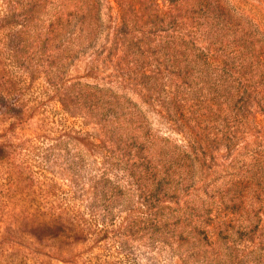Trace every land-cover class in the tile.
Instances as JSON below:
<instances>
[{"label": "rangeland", "instance_id": "rangeland-1", "mask_svg": "<svg viewBox=\"0 0 264 264\" xmlns=\"http://www.w3.org/2000/svg\"><path fill=\"white\" fill-rule=\"evenodd\" d=\"M80 1L0 0V264H262V112L233 104L218 78L139 80L159 39L144 37L143 0H95L92 40L74 13ZM225 1L264 36V0ZM145 6L153 20V2ZM68 21L64 39L58 24ZM87 66L97 70L83 76ZM78 81L141 111L139 147L99 141L93 116L78 113L87 107L64 109ZM189 130L206 153V204L227 228L213 247L173 224L190 194L161 202L153 178L152 154L184 144Z\"/></svg>", "mask_w": 264, "mask_h": 264}, {"label": "trees", "instance_id": "trees-1", "mask_svg": "<svg viewBox=\"0 0 264 264\" xmlns=\"http://www.w3.org/2000/svg\"><path fill=\"white\" fill-rule=\"evenodd\" d=\"M146 2H153L155 7L153 20H150ZM143 3L145 27L142 30L147 33L144 37L157 35L159 39L154 63L148 61L139 73L135 72L139 80L150 78L152 74L161 80L167 75L188 83L194 79L209 81L218 78L233 104L241 108L246 103H253L264 115V36L238 19L225 0H143ZM75 7L81 33L92 40L96 33L98 3L81 0ZM70 25L71 21L58 24V34L65 35L64 39L71 36ZM95 69L97 66H87L83 76H89ZM77 83L80 85L77 95L71 98L69 87L64 93V109L74 113L77 106L87 107V111L80 109L78 113L93 116L98 126L94 136L96 139L102 137L99 141H110L125 147L128 140L134 148L139 147L140 128L135 122L138 119L142 121L141 111L128 108L126 103H131L108 88L80 81ZM127 113L131 118L130 126ZM182 132L186 139L184 144L175 146L173 151L163 146L158 153L152 154L154 159L158 157L160 163L152 168L153 178L161 193V202L168 195L178 203L181 190L190 194L188 204L180 207L173 216V224L178 225L177 228L187 226L194 237L198 236V246L213 247L227 228L222 221L214 220L211 208L206 204V197L211 195L209 182L202 173L206 156L202 141L192 130ZM182 165L184 171L180 169ZM260 178L264 181V168ZM161 220L164 225L167 223V218ZM200 235L203 237L200 238Z\"/></svg>", "mask_w": 264, "mask_h": 264}]
</instances>
